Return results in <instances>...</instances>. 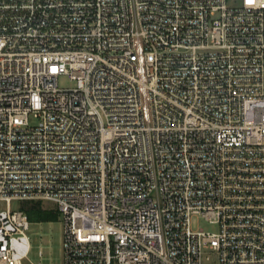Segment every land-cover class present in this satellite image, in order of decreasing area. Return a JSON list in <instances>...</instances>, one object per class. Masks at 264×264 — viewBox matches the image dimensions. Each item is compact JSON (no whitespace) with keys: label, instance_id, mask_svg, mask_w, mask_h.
Instances as JSON below:
<instances>
[{"label":"built area","instance_id":"2783aa9c","mask_svg":"<svg viewBox=\"0 0 264 264\" xmlns=\"http://www.w3.org/2000/svg\"><path fill=\"white\" fill-rule=\"evenodd\" d=\"M22 200L63 264H264V0H0L4 264Z\"/></svg>","mask_w":264,"mask_h":264},{"label":"rangeland","instance_id":"374dc122","mask_svg":"<svg viewBox=\"0 0 264 264\" xmlns=\"http://www.w3.org/2000/svg\"><path fill=\"white\" fill-rule=\"evenodd\" d=\"M58 84L62 88H69L75 85V81L70 79L66 74H61L58 78ZM44 207L56 209V216L42 221H31L30 228L27 231L30 250L26 258L22 259V264H63L62 251V233H63V218L61 212L57 209L52 201H42ZM19 203L13 201L12 207L17 208ZM2 206L4 204L2 203ZM193 228L202 227L205 229H215V225L209 224L200 215H193ZM40 250L42 254L40 255ZM204 264H217V256L210 250L206 251ZM0 264H4L0 260Z\"/></svg>","mask_w":264,"mask_h":264},{"label":"trees","instance_id":"16d2710c","mask_svg":"<svg viewBox=\"0 0 264 264\" xmlns=\"http://www.w3.org/2000/svg\"><path fill=\"white\" fill-rule=\"evenodd\" d=\"M19 205L28 215L30 221L48 220L57 214L56 209L44 207L41 200H22Z\"/></svg>","mask_w":264,"mask_h":264}]
</instances>
